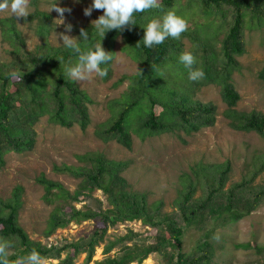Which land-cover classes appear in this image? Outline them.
Instances as JSON below:
<instances>
[{
    "label": "trees",
    "instance_id": "16d2710c",
    "mask_svg": "<svg viewBox=\"0 0 264 264\" xmlns=\"http://www.w3.org/2000/svg\"><path fill=\"white\" fill-rule=\"evenodd\" d=\"M39 2L29 0L33 10L25 18L0 17V34L8 45L9 55L6 61H0V161L10 151L22 152L32 147L34 125L42 116L65 128L78 125L85 129L90 121V97L64 72L66 65L76 62L77 56L63 45L50 44L52 18L37 7ZM169 10L186 21L191 20V25L179 39L169 37L160 45L145 48L141 41L143 27ZM134 20L136 24L126 26L123 31L110 30L103 38L92 29V24L81 27L90 35L89 40L79 42L81 51L102 39L103 48L113 56L115 41L120 37L121 50L138 65L134 74L119 79L127 80L128 84L118 97L108 101L110 114L95 126L96 137L104 142L115 140L130 148L132 134L145 138L213 126L215 104L198 100L195 93L201 86L214 84L226 105L222 114L229 126L255 132L264 141V115L255 110H237L239 93L232 83V75L240 67L236 57L244 52L245 30L264 27V0H159V7L134 13ZM19 21L30 25L40 39L30 50L18 27ZM184 39L190 42L188 51L196 58L193 68L204 72L197 81L188 79V69L178 60L185 51ZM111 63L101 66L107 69L104 80L111 77ZM13 71L21 79L11 78L9 73ZM259 75L264 78V67ZM76 159L80 165H61L56 170L80 179L75 193L81 194L83 200L90 197L91 190L101 191L108 207L76 208L73 202L81 200L75 193L59 182L41 178L43 198L54 204L45 236L71 222L90 220L101 226H95L86 238L75 241L45 245L33 240L19 224L22 188L15 187L8 198H0V238L14 242L8 264H19L33 248L43 260H56L50 264H74L81 254L84 264H141L152 254L158 255L162 264H211L216 245L204 238L191 251H184L183 226L200 227L206 220L216 218L236 222L264 203V182L256 181L264 174V152L256 154L249 170L230 184L228 161L192 164L178 176L179 186L173 200L178 219L162 211L161 201L149 202L145 192L130 187L122 175L127 161L108 159L100 151L76 154ZM85 183L89 185L87 192L82 189ZM132 221H139L154 232L139 234L128 229L122 235L107 237L109 228ZM98 246L103 257L93 259ZM235 246L253 249L264 258V246L249 242ZM251 264L264 261L257 259Z\"/></svg>",
    "mask_w": 264,
    "mask_h": 264
},
{
    "label": "rangeland",
    "instance_id": "374dc122",
    "mask_svg": "<svg viewBox=\"0 0 264 264\" xmlns=\"http://www.w3.org/2000/svg\"><path fill=\"white\" fill-rule=\"evenodd\" d=\"M91 0H60L61 7L71 8V14H64L65 23H71L73 30L70 36L77 38L82 26L92 24L102 10H93L91 16H84L83 9L90 6ZM50 0H40L37 7L47 12L52 18V28L48 40L52 45H62L55 33L64 31L63 24L57 25L58 14L53 10L48 12ZM33 7L29 5L31 12ZM7 11L0 12V17H9ZM13 17H15L13 15ZM199 21H202L201 18ZM192 21H187V26ZM26 41V48L32 49L40 42L33 28L25 22H18ZM184 41L185 51L189 50L190 42ZM119 37L115 41L111 77L108 80L91 74L89 79L75 81L91 99L88 105L90 121L85 129L78 125L65 128L51 122L47 116H42L34 125L35 138L32 147L22 152L10 151L3 155L0 161V198L6 199L15 187H21V206L18 220L21 227L33 240L42 244H56L62 240H77L86 238L95 226H101L94 221L81 223L71 222L64 228L56 229L48 237L45 228L48 217L54 206L44 200V189L39 182L41 178L59 182L71 193L77 190L80 179L56 170L61 165L78 166L76 154L87 151H100L108 159L127 161V168L122 172L134 190L145 192L149 202L161 201L162 211L170 217L178 219L173 200L179 186L178 176L188 171L189 167L199 161L205 163H221L228 161L230 174L228 184L240 179L250 168L252 158L264 152V141L255 132H245L232 129L222 111L226 105L221 99L219 87L214 84L201 86L195 93V98L203 102H212L216 106V119L213 126L198 131L185 133L174 131L155 136L139 138L131 135V146L126 148L115 140L104 142L94 134L95 126L109 117L107 103L118 97L126 88L128 81L119 79L123 75H132L138 65L122 50ZM8 45L0 34V61L9 58ZM239 63L238 71L232 75V83L239 93L235 108L239 111H259L264 115V78L259 73L264 67V27L246 29L244 34V52L236 57ZM256 181L264 182V174ZM88 183L83 184L84 192L88 191ZM90 197L83 200L75 193L78 202H73L76 208L86 206L107 208L104 195L99 190H91ZM217 219V220H216ZM208 219L200 227L196 225L183 226L182 249L191 251L201 239H207L216 245V256L211 264H251L254 260L264 261L253 249L243 250L235 245L251 243L264 246V203L257 209L236 222H222V219ZM128 229L139 234L154 232L139 221L118 223L108 229L107 237L126 233ZM102 248L96 247L93 259H101ZM84 255H79L74 264H84ZM55 263L56 260L44 259L41 264ZM141 264H162L156 254L150 255Z\"/></svg>",
    "mask_w": 264,
    "mask_h": 264
},
{
    "label": "clouds",
    "instance_id": "9594fccd",
    "mask_svg": "<svg viewBox=\"0 0 264 264\" xmlns=\"http://www.w3.org/2000/svg\"><path fill=\"white\" fill-rule=\"evenodd\" d=\"M79 3L80 0H75ZM159 7V0H91L90 6L83 9V15L91 16L93 10H102V14L92 21V29L100 37H104L110 30L123 31L126 26L130 27L135 23L134 13H142L145 10ZM55 11L58 14L57 25L63 24L64 31L55 33L63 47L71 49L77 56L74 64L66 65L65 75L73 81H83L89 79L91 74L95 73L97 77L103 78L107 75V69L102 68L113 60L110 52H106L102 46L101 40H98L92 47L81 51L80 41H87L90 38L89 33L81 28L79 39L69 35L73 30L71 23H65L64 14H71L72 9L61 7L60 0H50L48 12ZM7 11L11 17L14 15L17 19L25 18L30 15L29 0H0V12ZM144 34L142 38L145 48H152L160 45L171 37L179 39L181 33L187 30V21L173 10H169L160 17L152 18L143 27ZM140 42V41H139ZM138 46V43L136 44ZM181 64L188 69V79L197 81L204 76L200 68H193L196 58L191 51H183L178 57ZM13 79H21L15 71L9 73ZM14 247V242L0 238V264H8L9 250ZM43 257L36 250L32 249L26 258L19 264H41Z\"/></svg>",
    "mask_w": 264,
    "mask_h": 264
}]
</instances>
